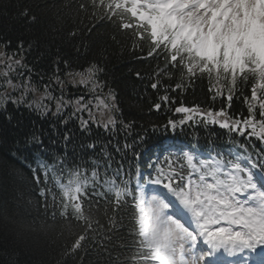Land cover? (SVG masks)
<instances>
[{"label":"snow or ice","instance_id":"snow-or-ice-1","mask_svg":"<svg viewBox=\"0 0 264 264\" xmlns=\"http://www.w3.org/2000/svg\"><path fill=\"white\" fill-rule=\"evenodd\" d=\"M123 6L132 17L127 24L118 25L119 30L131 29L135 21V28L141 32L147 29L149 36L146 55L143 36L133 44V52L138 46L144 59L158 61L148 79L151 89L160 93L163 88V94L152 109L171 111L173 115L151 125L153 134H167L155 146L154 158L139 159L142 153L137 149L141 145L149 151L146 133H138L133 143H125L123 148L117 142L118 152L127 156L131 151L136 159L137 182L132 183L131 166L125 171L123 164L111 179L103 181L102 184L119 186L125 192L122 197L112 194L113 206L105 210V215L111 211V222L104 226L97 221L96 231L102 230L103 235L97 237L93 247L118 264H264V0H123ZM19 16L27 24L35 23L36 18L28 9ZM10 44L9 41L5 47ZM23 47L21 41L18 48ZM15 55L0 53V64L4 65L0 70L4 83L0 87L12 90L0 92V108L10 101L17 108L23 105L30 116L33 111L45 118L51 113L67 126L75 112L67 118H62L61 112L75 105L76 112L88 110L89 119L78 117L82 134H91L93 124L100 127L91 111L93 100L85 104L84 96L75 101L65 99V82L59 75L55 80L61 85L60 97L54 96L51 88L46 89V99L56 101L55 112L46 104L25 102V94L34 89L27 81L13 82V72L21 78L25 76L19 67L23 57L15 59ZM23 67L30 79L32 69ZM100 71L91 64L68 75L71 83L91 85L89 92L94 93L107 86L98 81ZM137 77L142 78L140 73ZM205 81L211 101L221 102L218 110L211 105L202 109L183 103L174 109L165 108L175 103L169 93H182ZM21 88V95L15 96ZM93 99L109 112L118 111L116 94L111 89L106 98L96 95ZM237 99L243 110L233 113V101ZM14 118L12 113L7 115L9 122ZM119 126L125 131L133 127L123 121ZM201 126L209 132L215 127L223 130L229 141L227 150L218 146L215 139H209L204 150L206 158H200L204 154L198 140L177 146V133L186 135V128L195 130ZM103 127L106 131L117 129V119L109 115ZM71 135V130L64 134L65 143ZM26 142L43 145L35 130ZM87 148L94 151L96 144L89 143ZM108 159L111 160L110 154ZM37 160V166L31 168V182L38 189V197L43 198L44 207H48L49 197L54 204L59 188L74 180L78 187L83 185L73 201H80L78 209L82 210L85 200H90L87 170L80 165L69 166L63 157L52 163L39 157ZM98 175L93 168V184ZM92 195H96L95 189ZM88 207L91 209L92 204ZM121 214L127 218L126 224L117 219ZM125 228L127 234L121 235ZM85 239L86 236L81 237L69 255L78 252ZM117 248L122 253L113 257Z\"/></svg>","mask_w":264,"mask_h":264},{"label":"trees","instance_id":"trees-1","mask_svg":"<svg viewBox=\"0 0 264 264\" xmlns=\"http://www.w3.org/2000/svg\"><path fill=\"white\" fill-rule=\"evenodd\" d=\"M23 9L35 16V23L27 24L20 18ZM108 12L103 0H0V53H15V59L23 57L19 67L25 76L21 78L15 72L12 76L15 77L14 83L27 81L30 89H34L25 94V102H40L55 112L56 101L46 99V89L51 88L53 95L60 97L61 85L55 80L59 75L65 82L64 98L75 101L84 96L85 104L93 100L91 111L100 124V127L92 125L91 134H82L78 117L89 119L87 109L76 112L75 105L67 106L61 117L67 118L73 112L75 115L65 126L51 113L45 118L33 111L30 116L23 105L17 108L10 101L4 102V107L0 108V264H118L114 259L110 260L107 253L101 254L93 247L97 237L103 235L102 230L96 231L97 221L104 226L111 222V211L105 215V210L112 207L109 202L90 198L80 210L75 203L66 204L59 189L54 204L49 197L45 208L43 198L38 197V189L31 182V168L37 166V157L47 163L63 157L69 166L96 168L98 176L107 173L108 178H112L123 164L125 171L131 166L133 175L139 165L131 151L126 156L123 151L116 150L117 142L121 148L125 143L132 144L138 133L149 135L153 123L173 115L171 111L152 109L153 103L160 102L158 96L163 94V88L160 93L152 90L148 79L158 61L144 59L138 46L133 52V44L143 36L146 55L147 30L141 32L131 28L120 31L118 25L127 24L129 19L120 11L109 15ZM9 41L10 46L5 47ZM21 41L23 50L18 48ZM91 64L102 70L97 73L98 81L107 85L94 93L89 92L91 85H74L68 75L69 72H81ZM23 65L32 69L30 79ZM13 67L17 66L13 64ZM137 73L142 78H138ZM3 83L4 78L0 77V84ZM109 89L116 94V112L97 106L98 102L93 99L96 95L106 98ZM207 89L205 81L182 93L171 92L169 95L175 103L165 105V108L174 109L181 103L188 107L207 108ZM5 90L12 91L0 87V92ZM22 91L23 88L14 95L19 97ZM233 103L242 106L238 99ZM9 113L15 117L11 122L7 119ZM109 115L117 119L115 134L103 127ZM120 121L131 123L133 127L125 131L119 126ZM33 130L43 140L40 147L35 142H26ZM69 130L71 140L65 143L63 137ZM89 143L96 144L94 151L87 148ZM89 197H92L90 193ZM117 219L127 223L122 214ZM89 228L93 231L89 232ZM126 234L125 228L121 235ZM83 236L87 237L83 247L69 255ZM117 253L122 250L115 249L112 256Z\"/></svg>","mask_w":264,"mask_h":264},{"label":"rangeland","instance_id":"rangeland-1","mask_svg":"<svg viewBox=\"0 0 264 264\" xmlns=\"http://www.w3.org/2000/svg\"><path fill=\"white\" fill-rule=\"evenodd\" d=\"M122 3H123V0H122ZM145 18L147 19V17H145ZM254 42H258V41H256L255 38H254Z\"/></svg>","mask_w":264,"mask_h":264}]
</instances>
